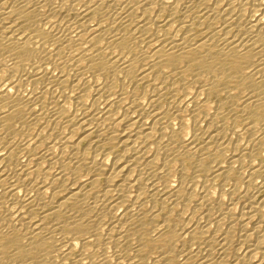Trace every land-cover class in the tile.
Wrapping results in <instances>:
<instances>
[{
	"label": "bare ground",
	"instance_id": "6f19581e",
	"mask_svg": "<svg viewBox=\"0 0 264 264\" xmlns=\"http://www.w3.org/2000/svg\"><path fill=\"white\" fill-rule=\"evenodd\" d=\"M0 264H264V0H0Z\"/></svg>",
	"mask_w": 264,
	"mask_h": 264
}]
</instances>
